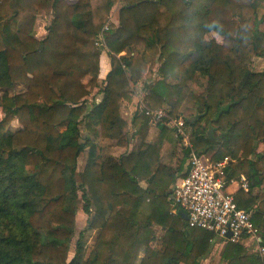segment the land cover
<instances>
[{
	"label": "trees",
	"instance_id": "16d2710c",
	"mask_svg": "<svg viewBox=\"0 0 264 264\" xmlns=\"http://www.w3.org/2000/svg\"><path fill=\"white\" fill-rule=\"evenodd\" d=\"M119 1L0 0V264H202L211 254L214 235L174 213L163 138L130 150L121 105L140 84L138 107L180 117L192 101L188 156L231 160L227 187L247 179L236 203L253 213L264 245V69L251 67L264 58V0H123L115 25ZM41 14L52 18L43 39ZM102 33L111 60L103 88ZM17 84L26 90L10 95ZM97 90L102 100L90 102ZM136 113L134 124L150 123ZM20 114L26 125L12 130ZM80 211L88 224L70 259ZM222 246L219 264H264L246 242Z\"/></svg>",
	"mask_w": 264,
	"mask_h": 264
},
{
	"label": "built area",
	"instance_id": "2783aa9c",
	"mask_svg": "<svg viewBox=\"0 0 264 264\" xmlns=\"http://www.w3.org/2000/svg\"><path fill=\"white\" fill-rule=\"evenodd\" d=\"M123 0H120V5ZM106 26L104 31H108ZM97 45L104 49L105 38L102 33ZM140 113H144L150 123H160L173 130L187 148L192 149L189 129L181 117H173L166 111L154 110L141 103ZM230 159L212 162L192 150L189 158V172L177 180L170 200L188 217L187 224L214 235L213 244L246 242L254 254L264 255L263 235L253 222V213L241 209L236 203L235 193L228 191L227 169ZM239 189L250 191V185L242 177ZM249 249V250H250ZM250 252V253H251Z\"/></svg>",
	"mask_w": 264,
	"mask_h": 264
},
{
	"label": "crops",
	"instance_id": "0c3cea01",
	"mask_svg": "<svg viewBox=\"0 0 264 264\" xmlns=\"http://www.w3.org/2000/svg\"><path fill=\"white\" fill-rule=\"evenodd\" d=\"M76 0H72V2H75ZM120 1L118 2L117 6L114 7L111 13L110 22L115 25H119V10H120ZM101 56V74H100V85L103 88L106 85V79L111 71V60L109 57L108 50L102 51ZM97 90L92 94V96L89 98L90 102L93 101L95 98L97 102H100L103 98L102 94H98ZM142 100L140 96L134 97L132 102H122L121 105V113L124 116V118L128 121L130 126L135 131V138L139 139L142 138L143 142L141 143H148L152 144L158 140V138L161 136L163 138L162 147L160 150V162L162 165L167 166L172 170L171 174L173 175V185L176 184L177 180L180 178H184L189 172V156H188V148L181 143V139L176 136V134L171 129H164L162 130L158 125L151 126L146 121L144 123L134 124L135 115L137 114V108L139 101ZM152 124V123H151ZM142 125H144L142 127ZM145 137V140L144 138ZM145 141V142H144ZM135 141H131L130 150L133 149V143ZM137 143V140H136ZM135 143V144H136ZM115 150L113 152H117V154H113L114 156H120L119 152L123 153L124 149L114 147ZM126 152V151H124ZM239 182L234 181L233 184L228 188V191L233 193H236L239 190ZM257 191V190H255ZM218 246H221L222 252L223 246L222 244H218ZM221 254L217 255V258H219L220 261Z\"/></svg>",
	"mask_w": 264,
	"mask_h": 264
},
{
	"label": "rangeland",
	"instance_id": "374dc122",
	"mask_svg": "<svg viewBox=\"0 0 264 264\" xmlns=\"http://www.w3.org/2000/svg\"><path fill=\"white\" fill-rule=\"evenodd\" d=\"M263 13H264V11L260 10V14H263ZM51 20H52V18L50 16H46L44 14H41L39 16V18L37 20V23H36V26H35V31H36L37 37H39L40 39H43V38H45L47 36V28L50 25V23H51L50 21ZM260 29L264 30V25H261ZM210 36L213 37V38H216L220 43L223 42V39L221 37H219L218 35H216V34H212ZM107 50L108 49L104 47L103 51L106 52ZM36 58L37 59H35V61L38 60V58H39V63L38 64H40L41 63L40 61L42 60L41 59L42 56H40V57L38 56ZM251 67L254 70H256V71L263 70L264 69V58L254 57L252 59ZM150 68H153V70H155V72H157V70L159 68V65L158 64H152V66ZM156 78L160 79L159 76H156ZM166 80L169 81V83H172V84L176 83V81H174L175 79L172 76H168ZM202 83L205 85L206 84V80L202 79ZM134 88L139 93V95L143 98V96L145 95L144 84H140V85L134 86ZM25 90H26V86H24L22 84H17L15 86V88L9 89L8 92H9L10 95H15L16 93H21V92H24ZM4 92H6L4 89H0V98L3 95ZM140 92H141V94H140ZM135 97H137V95H135ZM138 104H140V103H138ZM140 107H141V105L137 108V112L140 111ZM178 112H179L180 117L186 121V119L191 117V115L193 114V112H192V101L190 99H187L183 103V106L181 107V109ZM138 114H140V113H138ZM3 115L4 114L2 112V109L0 108V120L2 118H4ZM141 123L143 124L144 121H142ZM148 124L151 125V126L156 125V124L153 125V124H151L149 122H148ZM24 125H26V116L23 115V114H20V116L12 124L11 129L12 130H17V129L21 128ZM143 126L144 125H142V127ZM188 129H189V136H190L191 129L189 127H188ZM128 130H129V135H130L131 141L132 140L135 141L133 143V148H138L142 144L141 142H143V139L142 138H139V139L135 138V136H134L135 135V131L130 126V124H129ZM85 135L86 134L84 133L83 136H85ZM143 138L145 140V137H143ZM136 140H137V143H136ZM95 141L97 143H100V144H105V142L103 140H100L99 138L95 139ZM181 143H182V141H181ZM113 150H115L114 147L108 149L107 152L109 154L110 153L112 154ZM124 151H126V150L124 149L123 153H124ZM258 151L259 152H264V145L263 144L259 146ZM114 153L117 154V152H113V154ZM119 154L121 155L120 152H119ZM86 159H87V153L83 154L81 159H80V170L83 169V167L85 165V162H86ZM259 192H260L259 190L256 191V193H259ZM87 224H88V216L85 215L82 211H80L78 213L77 234H76L75 238L72 241V251H71V254H70V259L73 258V256H74L75 245H76L77 240L79 239V234L87 227ZM158 234L161 235L162 234L161 231H159ZM95 236H97V232H89V233L86 234V236H85L86 237V245L88 247L93 244V242H94V240L96 238ZM219 251H221V246H218L217 243L214 244L211 254L205 260H203L202 264H219V258H217V255L221 254V253H218ZM249 252H251V249L249 250Z\"/></svg>",
	"mask_w": 264,
	"mask_h": 264
},
{
	"label": "water",
	"instance_id": "95a60500",
	"mask_svg": "<svg viewBox=\"0 0 264 264\" xmlns=\"http://www.w3.org/2000/svg\"><path fill=\"white\" fill-rule=\"evenodd\" d=\"M209 135H210V137H212V135H213L212 134V130H210ZM169 195L171 196L172 195V192H170ZM184 218H185L186 221L188 220V217L186 215L184 216Z\"/></svg>",
	"mask_w": 264,
	"mask_h": 264
}]
</instances>
